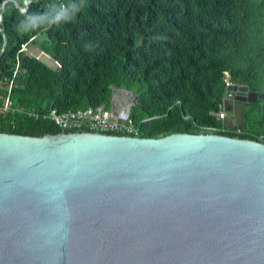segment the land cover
<instances>
[{
	"label": "water",
	"instance_id": "obj_1",
	"mask_svg": "<svg viewBox=\"0 0 264 264\" xmlns=\"http://www.w3.org/2000/svg\"><path fill=\"white\" fill-rule=\"evenodd\" d=\"M0 264H264V143L0 132Z\"/></svg>",
	"mask_w": 264,
	"mask_h": 264
},
{
	"label": "trees",
	"instance_id": "obj_2",
	"mask_svg": "<svg viewBox=\"0 0 264 264\" xmlns=\"http://www.w3.org/2000/svg\"><path fill=\"white\" fill-rule=\"evenodd\" d=\"M2 3L0 106L9 99L13 109L0 111V132H62L50 110L109 111L116 87L136 100L128 112L140 137L210 127L264 139V0H30L24 11L0 0V12ZM29 43L58 65L29 53ZM226 78L257 100L225 101ZM222 108L237 124L217 118Z\"/></svg>",
	"mask_w": 264,
	"mask_h": 264
},
{
	"label": "built area",
	"instance_id": "obj_3",
	"mask_svg": "<svg viewBox=\"0 0 264 264\" xmlns=\"http://www.w3.org/2000/svg\"><path fill=\"white\" fill-rule=\"evenodd\" d=\"M22 7L21 11H24ZM26 49V48H25ZM226 84L231 82L226 80ZM234 97V91L228 90L225 93L224 100ZM13 109L11 100L7 99L0 106V111H8ZM225 110L215 112L218 119H223ZM61 129L62 132H93L99 134H113L125 136H138V128L132 122L129 112H110L99 107H87L76 111L50 110L45 115ZM214 128H206V133H212ZM236 133H240V129H236ZM259 139H263L262 135H258Z\"/></svg>",
	"mask_w": 264,
	"mask_h": 264
},
{
	"label": "rangeland",
	"instance_id": "obj_4",
	"mask_svg": "<svg viewBox=\"0 0 264 264\" xmlns=\"http://www.w3.org/2000/svg\"><path fill=\"white\" fill-rule=\"evenodd\" d=\"M41 38H42L41 35H38L36 37L37 40H40ZM30 44H31V46H30ZM24 48H26L28 52L31 51V53L35 56L39 53V50H40L36 44H32V43L25 45ZM43 53H45V52H43ZM46 54L47 53H45V55L39 54V57H40L39 59L41 61H43L47 66H50L53 68V66H52L53 62L50 60L52 57L49 56L48 54L47 55ZM225 80H228V78H226ZM114 88H115V90H114L115 100L121 99L122 100L121 103L123 104V106H128V105L134 103L133 101L135 100V98L128 90L122 89V88H116V87H114ZM120 90H124V91H120ZM230 102H232V101H230ZM122 111L125 112L124 110H122ZM223 118L226 119L225 124H227V123L232 124V125L237 124V120L234 119V116L232 114H230V115L227 114L226 111H225Z\"/></svg>",
	"mask_w": 264,
	"mask_h": 264
},
{
	"label": "crops",
	"instance_id": "obj_5",
	"mask_svg": "<svg viewBox=\"0 0 264 264\" xmlns=\"http://www.w3.org/2000/svg\"><path fill=\"white\" fill-rule=\"evenodd\" d=\"M30 46H31V44H30ZM29 53H31V51L29 52ZM32 54V53H31ZM39 54H42V55H45V53H43V51L42 50H39V53L36 55V57H38V58H40L39 57ZM47 55V54H46ZM50 56V55H49ZM47 57V56H46ZM52 62H53V68H55L57 65H58V62L52 57L51 59H50ZM114 90H115V88H113V93H112V97H111V107H110V112H119V111H122V110H124L125 112H127L128 110H129V106L130 105H128V106H123V104L121 103L122 102V100L121 99H118V100H115V95H114ZM120 91H124V90H120ZM134 103L136 102V100H134L133 101ZM103 109H106V108H104V106L103 105H100ZM89 107H92V106H89ZM97 107H99V106H97ZM87 108V107H86ZM80 109H84V108H80ZM77 110H79V109H77ZM68 111H76V110H68Z\"/></svg>",
	"mask_w": 264,
	"mask_h": 264
},
{
	"label": "bare ground",
	"instance_id": "obj_6",
	"mask_svg": "<svg viewBox=\"0 0 264 264\" xmlns=\"http://www.w3.org/2000/svg\"><path fill=\"white\" fill-rule=\"evenodd\" d=\"M26 5H27V4H26ZM26 5L23 6L25 9L27 8ZM24 8H23V9H24ZM25 9H24V10H25ZM228 81H229V80H228ZM229 82H231V81H229ZM235 84H236V83H233V82H231V84H229V85L226 84V85H227L226 88H227L228 86H232V85H235ZM104 110H105V109H104ZM111 135H113V134H111ZM256 141H259V142L264 143V139H258V140H256Z\"/></svg>",
	"mask_w": 264,
	"mask_h": 264
},
{
	"label": "clouds",
	"instance_id": "obj_7",
	"mask_svg": "<svg viewBox=\"0 0 264 264\" xmlns=\"http://www.w3.org/2000/svg\"><path fill=\"white\" fill-rule=\"evenodd\" d=\"M234 98V97H233Z\"/></svg>",
	"mask_w": 264,
	"mask_h": 264
}]
</instances>
